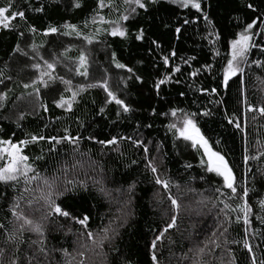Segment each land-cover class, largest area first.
I'll use <instances>...</instances> for the list:
<instances>
[{
	"label": "trees",
	"instance_id": "16d2710c",
	"mask_svg": "<svg viewBox=\"0 0 264 264\" xmlns=\"http://www.w3.org/2000/svg\"><path fill=\"white\" fill-rule=\"evenodd\" d=\"M244 2L253 3L259 12L252 13L247 10L241 4V0H205L204 9L213 20L214 31L220 34V40L213 45L209 43L212 37L204 38L213 29L206 28L202 19L196 25L183 26L180 38L178 40L175 38L174 29L182 25L183 19H194L198 15L195 10L182 9L176 5L152 6L150 14L140 10L136 20L125 22L129 33L125 39L107 35L103 30L110 29L108 24L92 23L94 16L97 20L100 15L105 19L114 20L119 14L117 11H109L108 8L97 12L98 0H80L79 9L71 7L70 0H15L13 10L24 11L25 19L14 20L12 22L14 27L11 30L0 29V72H3L4 80V83L0 84V94H7V99L0 101V139H11L18 143L31 135L46 137L45 140L28 145L24 152L31 160L43 155V160L33 163V167L41 174L49 177L58 175L63 180L64 174L61 169H68L67 179L75 181L77 186L75 188L69 186L71 190L65 193L58 203L62 202V206L76 216L89 215L88 230L94 233H99L100 229L108 226L109 223L114 226L119 223L115 219L117 209L129 199L127 190L135 183L134 194L127 209L131 215L124 226L119 228V236L112 245H105L104 251L108 253V264H124L125 261L128 264H151V241L158 234V230L168 222L173 211L166 196L163 202H157L159 198L155 196V193L158 186L154 185L151 172L145 168L142 148H133L130 141H123L120 152H116L87 139L89 136L105 139L125 135L133 139H142L149 147V158L158 157L156 163L163 178H170L174 184L181 185L180 190L174 187L171 189V193L178 199L181 207L177 227L170 229L163 243L158 245L161 264H194L197 259L207 261L209 264H218L220 257L227 264L230 259L227 252L222 249L209 254L211 245L202 257L195 256L197 247H203L214 231L218 236L219 231L222 230L218 228V224L223 222V213L219 212L223 205L217 202V207H212V203L217 201L219 195L214 192V189L220 186L222 181L214 174L206 173L200 168V155L191 147H186V142L174 140L172 133L167 129V124L172 121V117L163 115L173 108L198 113L210 110L209 116L196 117L198 127L209 140L213 150L226 156L237 176L238 189H242L243 186L255 189L249 193V203L253 208L250 226H245L242 220L240 223H235L236 213H230L233 223L227 235L229 243L222 248L231 250L235 256V264H251L253 254L258 262L264 259V235H261L264 233V223L257 219V216H264V212L259 207V201L264 199V177H261L257 171V169H264V157L257 160L250 159L247 165L243 159L245 155L259 156V152L264 151L262 147L264 146V116H260L257 111H247L248 106L264 107V69L257 68L255 65L246 67L243 85L240 84L239 78L229 81L227 89L219 85L220 69L226 63L225 57L229 51L228 42L241 30L244 23L250 22L257 15L264 14V0H244ZM121 3L122 0H116L117 6ZM7 4L8 0H0V7ZM36 8H42L43 11L37 12ZM86 22L87 27H85ZM65 23L76 25L82 33L88 35H92L99 25L102 31L94 37L91 45L78 39L75 34L43 35L49 26L58 27L64 31L62 25ZM165 24L168 25L167 28L164 27ZM32 27L37 30L35 33L30 31ZM139 27L146 29L144 41L135 40ZM256 31H259V28ZM20 32L24 33L23 37L20 36ZM152 39L158 40L161 49H154L150 43ZM254 40L264 47V38L254 37ZM17 43L23 51L34 58L29 59L14 53L13 49ZM32 44L43 45L38 47V51L45 59L51 60L55 54L60 63L56 65L54 75L71 79L74 89L77 85L94 84L107 79L110 89L131 104L135 111L128 114L126 118L122 117L114 125L112 122L116 120L117 106L105 105L106 93L102 89L88 88L77 97L73 111L65 112L63 109L56 108L53 103L59 98L64 88L58 80L48 89L41 86L39 99L35 95L29 96L28 93L32 92V89H24L23 84L31 83L39 75L31 68V64L43 63L32 52ZM173 49L176 51V56L170 64L172 67H181V73L176 74L173 80L178 79L180 83L172 82L162 85L161 95L164 99H160L155 95L152 85L167 71L162 65L160 56L170 53ZM65 50H68L67 59L60 55ZM214 50H219L220 56L214 57ZM81 51L86 53L89 60L87 79L74 75V68ZM113 52L116 53L119 62L131 67L137 75L142 77L143 84L137 83L134 79L127 80L130 74L114 67L111 59ZM192 56L196 59L190 61L191 67H189L184 60ZM249 58L250 61L264 60V53H261L259 48H254ZM204 64L213 65L211 74L202 73L195 78L189 75ZM69 68H72L73 72H69ZM8 77L11 79L9 80ZM121 77L127 82V89L124 88ZM197 87L207 89L217 87L218 91L216 95L208 96L195 91ZM181 92L184 93L183 96L180 95ZM64 95L67 97L69 94L64 93ZM210 101H221V103L214 104ZM40 103L47 105V112L40 107ZM101 107H105L103 115L99 113ZM153 108L156 110L155 116L151 114ZM20 113L25 115L23 120H18ZM226 117L238 121L243 131L235 128L234 124H229ZM17 123L20 127H17ZM137 124L140 125L139 130L136 129ZM147 124H151L152 127H145ZM64 129H68V134L72 136H81L77 152H74V146L68 143L55 145L54 142H48L49 137L65 135ZM148 141L152 143L149 144ZM157 144L162 145L160 153L156 152ZM51 147H55L57 151L50 153ZM134 159L137 161L135 165L132 164ZM161 160L163 163H160ZM188 163L193 167L186 170L184 165ZM95 181L100 183L97 184ZM37 183L33 182L31 187L35 188ZM81 183L86 184V190L79 187ZM17 187L19 191L16 192L12 189L6 190L9 196L7 203L0 198V222L2 223L14 219L8 213V208L13 198L23 192V181ZM188 187L194 188L195 192H187ZM101 188L104 189L103 192L100 191ZM4 191V186L0 184V192ZM34 194L37 195L36 197L40 195L39 192L24 193L25 199L20 201L21 208L26 213H28L27 200L32 199ZM219 198L226 199V197ZM198 201H204V203H198ZM227 202L235 207L240 200L237 198ZM36 205V208H40L42 201ZM31 216L38 221L40 213L35 212L34 216L32 214ZM61 223L63 224L61 230L51 231L48 248L63 247L71 255L65 257L62 252H56L53 256V264H65L66 261L72 260L73 256H76V260L72 261V264H77L80 257L76 255V251H83L79 248L77 234L84 230L77 224L64 221ZM69 227L72 228L71 232H68ZM245 227L248 228L247 235H245ZM223 239V237L220 238L221 241ZM245 239L253 248L252 254L243 247ZM231 241H238V243H231ZM190 248L193 252H189ZM185 254L189 259H182ZM85 260L89 261V264H104L103 257L92 252L86 254Z\"/></svg>",
	"mask_w": 264,
	"mask_h": 264
},
{
	"label": "snow or ice",
	"instance_id": "6c2138e0",
	"mask_svg": "<svg viewBox=\"0 0 264 264\" xmlns=\"http://www.w3.org/2000/svg\"><path fill=\"white\" fill-rule=\"evenodd\" d=\"M205 0H122V3L117 6L116 0H98L97 12L108 8L109 11H117L119 14L114 20L105 19L104 16L100 15L99 19L93 17L92 23H102L110 25V29H105L107 35L112 37L127 38L129 33L128 29L125 27V22L130 20H136L140 15V10H143L145 14H150V7L162 4L176 5L182 9L195 10V13L198 14L194 19L184 18L182 25L174 29L175 38L178 40L180 34L182 33V28L185 25H196L202 22L206 28L213 29L209 31L208 36L204 37L209 39L210 44H215L220 40V34L215 32V25L213 20L210 19L209 13L204 9ZM15 0H8V4L4 7H0V29L11 30L13 29V21L19 18L20 20L25 19L24 11H16L14 9ZM241 4L247 10H250L252 13H258L259 9L251 2L245 3L244 0H241ZM70 6L79 9L81 7L80 0H70ZM123 9L122 11L120 9ZM35 11L41 12L42 8H36ZM239 21V18H236ZM87 27V22L85 23ZM165 28L168 27L167 24L164 25ZM62 28L65 29L61 31V28L49 26L48 29L43 33L44 36L50 34H61L64 36H69L75 34L78 39H82L88 45L93 44L94 37L99 35L102 31L100 28H96L95 32L92 35L82 33L76 25L65 23L62 25ZM259 28V31L256 29ZM32 33H35L37 30L32 27L30 28ZM20 36L23 37L24 33L20 32ZM254 37L264 38V14L257 15L256 18L251 19L250 22L244 23L241 30L235 33V37L228 42V54L225 57L226 63H224L220 69L221 79L219 85L224 89L229 87V81L233 78H239L241 85L244 84V76L246 72V67H251L255 65L257 68L264 69V60H252L250 61L249 54L254 48H259L261 53H264V47L260 46L255 40ZM146 39V29L144 27H139L138 31L135 34V40L144 41ZM98 42V41H97ZM151 45L154 46V49H161V44L157 39H152L150 41ZM38 47H43V45H31V50L35 53L36 57L39 58L43 63H33L31 68L36 70L39 75L34 78L31 83L23 84L24 89H32V92L28 93L29 96L35 95L37 99L40 97L41 86L45 89H48L51 84L56 83L58 80L59 83L64 85L63 92L59 95V98L54 100L53 103L58 109H63L65 112H72L74 104L77 103V97L80 93L86 91L88 88H100L106 93L105 105L115 104L117 106V111L115 112L116 120L112 123L117 124L122 117L126 118L128 114H131L135 109L126 102L124 99L120 98L116 92L112 91L109 87L107 79L102 81H97L94 84L88 85H77L74 89L72 80L65 79L64 76L54 75L56 71V65L60 61L53 54L51 60L45 59L40 55ZM14 53H19L21 56L28 57L33 59L34 57L29 56L28 52H25L21 49L20 44L17 43L13 49ZM67 51L61 53L60 55L64 56L67 59ZM152 50L150 49V52ZM176 56V51L173 49L170 53L160 56L162 65L167 71L162 75L161 78L156 79L153 82V89L155 95L164 99L161 95V86L166 85L172 82L180 83V81L173 80V77L176 74L181 73V67L175 66L172 67L170 61ZM213 56H220L219 50H214ZM112 63L116 69H123L130 75L127 77V80H135L139 84H143V79L141 76L137 75L131 67H128L124 63L119 62L116 58V53L113 52ZM195 56L189 57L184 60L185 64H188L191 67L190 61H194ZM213 70L212 64L201 65L200 68L195 69L190 72L189 75L193 78L201 75L202 73L211 74ZM69 72H73L72 68H69ZM74 75L84 77L87 79L89 77V60L88 56L84 51H81L74 68ZM3 72H0V84L4 83ZM47 77V79H45ZM10 80L11 77H8ZM124 82V88H128V84L124 81V78H120ZM215 79V77H213ZM191 87V85H190ZM195 91H198L202 94L208 96H214L217 94V87H212L211 89L199 88L197 87ZM64 93L69 95L66 97ZM181 96L184 95L183 92L180 93ZM7 99V94H0V101ZM210 103L220 104L221 101H210ZM247 103V101H245ZM40 107L47 112V105L40 103ZM248 112L257 111L260 116H264V107L253 108L248 106ZM99 113L103 115L105 113V107L99 109ZM151 114L156 115V110L153 108ZM211 114L210 110H205L203 112H187L182 108H173L170 112L163 113L164 116H171L172 121L167 124V129L172 133L174 140H182L186 142V147H191L193 150L200 155L199 166L206 172L214 174L216 177H219L222 183L220 186L214 189V192L219 194L217 201L212 203V207H217V202L223 205L219 209L220 213H223V222L218 224V228L222 229L219 231V235L214 231L209 237L208 242H205L203 247H197L195 249V256L197 258L202 257L205 254L206 249H211L209 254L215 252L217 249H222L224 252H227L230 259L227 261V264H235V256L228 248H222L223 245L229 243L227 235L229 233V228L233 223L230 213H236L235 223H240L241 220L245 226H250L251 220L250 216L253 215V208L249 203V193L250 191H255V189H249L247 186H243L242 189H238L237 186V176L230 166L229 161L226 156L221 152L213 150L212 146L209 143V140L201 132V129L197 125L196 117L198 115L209 116ZM25 118L24 113H20L18 120H23ZM229 124H234L235 128L241 129V125L238 121L234 119L227 118ZM17 127H20L17 123ZM83 127V124H81ZM145 127L151 128V124L145 125ZM140 125H136V129L139 130ZM65 135L57 137L52 136L47 138L49 143H55V145H60L62 143H68L73 145V151L77 152L79 150L78 146L81 141V136H72L68 134V129H64ZM44 136L31 135L27 139L20 140L18 143L13 142L11 139H0V184L5 188L4 192H0V198L4 199L5 202H8L9 196L7 189H12L13 192L19 191L18 185L23 181L24 188L23 192L19 196L13 198L11 206L8 208V213L14 218L9 220L7 223L0 222V264H53V256L56 252H62V254L67 257L71 255L67 249L61 248H48L49 236L52 230H61L63 228L62 221L69 222L71 224H77L81 226L80 231L77 234V242L79 248L83 251L77 250L76 255L80 257L77 264H89V261L85 260V256L88 252H92L97 256L103 257L104 264H108V253L104 251L105 245H112V242L119 236V228L123 227L127 222L128 217L131 215L127 211L128 206L131 203V197L134 194V189L136 187L135 183L130 185L127 190V195L129 199L117 209L116 220L119 223L114 226L112 223H109L108 226L100 229L99 233H94L89 228V215L76 216L73 212L65 209L62 206V202L58 201L61 197L65 195L72 188L77 186V183L71 179H67V168L61 169L64 174V179H61V176L52 175L51 177L46 174H41L35 167L33 163L35 161L43 160V155L36 156L34 160H31L28 155L25 154L24 149L38 141L45 140ZM89 140H93L95 143L100 144L103 148H111L113 151L120 152V145L123 141H130L133 148H142L143 156L145 160V168L152 174V182L154 185L158 186L155 196L158 197V203L163 202L164 197L170 201L171 209L173 214L170 216L168 222L162 229L158 230V234L154 236L150 244V253H151V264H161V260L158 256V245L162 244L165 238V235L169 233L170 229L177 227V219L179 209L181 207L178 199L173 196L171 189L174 187L177 190L181 189V185L178 183H173L170 178H163L160 173V168L158 167L156 161L157 156H152L149 158V147L145 145L142 139H133L131 136L119 135L111 136V138L105 139H96L94 136L87 137ZM149 144L152 141H148ZM264 147V146H262ZM162 145H156V152L160 153ZM55 147L49 148V152H56ZM247 152V149H245ZM260 157H264V151L259 152V156H244V163L247 165L248 161L257 160ZM160 163H163L161 160ZM132 164H137V161L132 160ZM75 167V166H74ZM192 164L188 163L184 165V168L191 169ZM251 171V169H249ZM261 177H264V169H257ZM203 180L204 177L202 176ZM33 182H38L36 187L33 188L31 185ZM95 183H100V181H95ZM79 187L85 188L86 184H79ZM162 190V191H161ZM227 190V191H225ZM101 192L104 191L103 188L100 189ZM187 192H195L194 188L188 187ZM39 192V197H33L32 199L27 200V208L32 209L40 213L39 220H34L27 214L24 209L21 208L20 201L25 199L24 193H34ZM242 193V194H241ZM202 195V194H201ZM219 197H226V199H220ZM239 198L240 203L236 204L233 207L228 200H236ZM42 201L40 208H36V204H39ZM198 203H204V201H198ZM259 207L262 212H264V199L259 201ZM257 219L261 220V223H264V216H257ZM59 226V227H57ZM72 228H68V232H71ZM248 228L245 227V235H247ZM264 235V233H261ZM35 238H32V237ZM223 237V241L220 238ZM90 242V243H89ZM170 243H174L170 241ZM231 243H238V241H231ZM244 249L248 253H253V248L249 244L248 240L245 239L243 243ZM119 251V249H116ZM189 252H193V249H189ZM183 260L189 259L187 254L182 257ZM76 260V256L72 257V260L66 261L65 264H72V261ZM124 264H128L127 261ZM194 264H209V262L202 259H197ZM218 264H225V261L222 257L218 258ZM251 264H264V259H256V256L251 255Z\"/></svg>",
	"mask_w": 264,
	"mask_h": 264
},
{
	"label": "rangeland",
	"instance_id": "374dc122",
	"mask_svg": "<svg viewBox=\"0 0 264 264\" xmlns=\"http://www.w3.org/2000/svg\"><path fill=\"white\" fill-rule=\"evenodd\" d=\"M100 27H101V25L98 26V28H100ZM100 29H102V28H100ZM36 196H37V195L34 194V197H36ZM36 206H37V205H36ZM27 211H28L27 214H29L30 217H32L31 214L34 216V214H35V212H36V211H33L32 209H27Z\"/></svg>",
	"mask_w": 264,
	"mask_h": 264
}]
</instances>
